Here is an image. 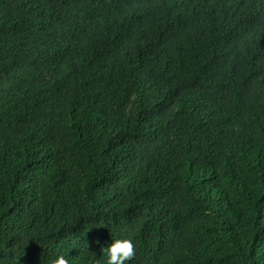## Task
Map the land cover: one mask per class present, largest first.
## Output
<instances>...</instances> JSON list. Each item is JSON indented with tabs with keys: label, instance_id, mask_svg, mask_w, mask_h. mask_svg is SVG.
Wrapping results in <instances>:
<instances>
[{
	"label": "trees",
	"instance_id": "1",
	"mask_svg": "<svg viewBox=\"0 0 264 264\" xmlns=\"http://www.w3.org/2000/svg\"><path fill=\"white\" fill-rule=\"evenodd\" d=\"M264 264V0H0V264Z\"/></svg>",
	"mask_w": 264,
	"mask_h": 264
},
{
	"label": "clouds",
	"instance_id": "2",
	"mask_svg": "<svg viewBox=\"0 0 264 264\" xmlns=\"http://www.w3.org/2000/svg\"><path fill=\"white\" fill-rule=\"evenodd\" d=\"M101 252L106 257V264H125L136 254L135 245L130 239H116L109 246L102 247ZM50 264H68L63 255L53 259Z\"/></svg>",
	"mask_w": 264,
	"mask_h": 264
}]
</instances>
